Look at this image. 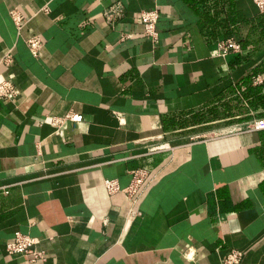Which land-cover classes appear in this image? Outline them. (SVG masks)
<instances>
[{"label": "crops", "instance_id": "crops-1", "mask_svg": "<svg viewBox=\"0 0 264 264\" xmlns=\"http://www.w3.org/2000/svg\"><path fill=\"white\" fill-rule=\"evenodd\" d=\"M156 6L153 43L139 16ZM226 38L243 54L218 57ZM4 81L19 95L0 99V264H24L5 251L16 232L39 240L34 264H220L232 250L264 264V129L253 127L264 11L253 0H0ZM69 114L82 121L46 122ZM138 169L155 180L134 205L104 190Z\"/></svg>", "mask_w": 264, "mask_h": 264}, {"label": "built area", "instance_id": "built-area-1", "mask_svg": "<svg viewBox=\"0 0 264 264\" xmlns=\"http://www.w3.org/2000/svg\"><path fill=\"white\" fill-rule=\"evenodd\" d=\"M159 1V0H158ZM259 11H264V0H253ZM122 6L119 2L114 3L104 11L106 20L113 24L115 20L122 16ZM9 16L19 32L25 24V19L17 10L9 11ZM160 17L159 6L149 11H142L139 16V21L143 27V36L151 42L158 41L157 23ZM25 44L33 57H38L39 51L42 48V41L38 36H31L25 40ZM214 53L221 58H226L230 55H241L243 49L239 43L232 38H226L217 41ZM263 83L261 76L252 78V84L257 86ZM19 95L18 89L10 82L4 81L0 83V99H14ZM82 116L69 114L65 117H49L46 119L56 131L63 127L66 122L80 123ZM254 129H264V119H258L254 123ZM131 184L122 189L115 180L105 179L102 182L104 190L113 195L116 193L125 194L134 205L143 195L146 189L154 182L155 175L145 170H135L132 173ZM39 240L27 234L16 232L13 239L5 245V251L10 257L22 259L24 264H34L37 261L44 260V253L38 249ZM244 253L238 250L230 251L221 259L220 264H241ZM186 258L191 259L190 254Z\"/></svg>", "mask_w": 264, "mask_h": 264}, {"label": "trees", "instance_id": "trees-1", "mask_svg": "<svg viewBox=\"0 0 264 264\" xmlns=\"http://www.w3.org/2000/svg\"><path fill=\"white\" fill-rule=\"evenodd\" d=\"M264 99L263 98H260L259 101L262 102Z\"/></svg>", "mask_w": 264, "mask_h": 264}]
</instances>
